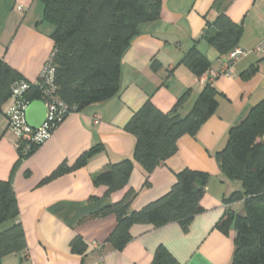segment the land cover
<instances>
[{"label":"crops","instance_id":"crops-1","mask_svg":"<svg viewBox=\"0 0 264 264\" xmlns=\"http://www.w3.org/2000/svg\"><path fill=\"white\" fill-rule=\"evenodd\" d=\"M20 5L24 11L18 9ZM220 14L243 26L238 46L245 54L229 70L228 58L203 38L207 20ZM43 17L40 0H0V57L31 82L37 81L53 51L54 25ZM263 39L264 0H162L160 17L139 23L123 54L118 93L70 113L46 142L19 163L16 137L8 127L7 101L0 111V179L12 181L19 214L0 225V231L20 222L27 257L10 254L2 264H156L160 246L180 264H230L236 231L232 226L224 232L217 224L229 209L244 212L243 201L229 205L224 201L241 190L242 183L227 178L215 153L225 146L229 129L264 98V53L255 50ZM194 46L210 61L208 72L218 74L212 81L218 91L216 113L195 137L182 136L178 152L151 173L135 161L128 185L106 195L107 187L95 186L94 176L111 163L133 158L136 137L126 126L145 102L150 99L169 111L190 89L179 113L185 116L193 108L207 82L180 61ZM251 66L257 67L256 72L245 77ZM94 146L99 149L77 168L51 177L62 165L74 166ZM185 167L209 174L201 199L203 211L187 229L178 222L161 227L136 224L132 240L123 248L107 241L117 218L114 213H98L103 207L134 189L137 195L131 208L140 210L166 194L176 173ZM77 236L85 244L83 252L72 249Z\"/></svg>","mask_w":264,"mask_h":264},{"label":"trees","instance_id":"trees-1","mask_svg":"<svg viewBox=\"0 0 264 264\" xmlns=\"http://www.w3.org/2000/svg\"><path fill=\"white\" fill-rule=\"evenodd\" d=\"M40 1L44 4V20L54 25L50 61L54 67L53 83L51 86L43 85L45 83L40 76L36 82H31L0 57V111L10 101L14 84L22 80L30 85L23 93L27 102L44 100V89L54 88L53 94L74 112L114 97L120 89L122 57L137 33L138 24L158 19L162 7V0ZM242 31V24L234 22L227 14H220L211 21L207 20L203 38L221 56L227 57L238 46ZM180 63L199 78L211 68L210 61L195 46ZM156 66L154 62L153 67ZM256 68L251 66L243 75H253ZM190 94L191 90L188 89L169 111H163L150 99L147 100L126 126L136 137L133 158L111 163L94 176L95 186H106V195L124 189L130 181L135 161L149 174L178 152L182 136L195 137L202 125L216 113L219 99L217 89L212 81H208L191 111L181 116L179 111ZM61 122L54 126L53 131ZM263 133L264 98L251 107L239 124L229 129L225 146L215 153L220 169L227 178L242 183V189L232 192L224 201L226 205L243 201L244 212L236 213L229 209L217 224L224 232H228L232 226L236 231L235 251L230 264H264ZM41 145L35 142L16 145V163L34 153ZM98 149L97 146L91 148L71 168L62 165L51 177L77 168ZM208 179L207 172L185 167L176 173V180L166 194L140 210H132L131 204L137 191L129 189L120 201L106 205L98 212L104 215L114 213L117 218V224L107 241L116 249L123 248L132 240L131 229L136 224L161 227L178 222L187 229L194 216L203 211L201 199ZM145 185H149V182L146 181ZM18 214V199L12 181L0 179V225ZM71 246L79 252L85 250L79 236L74 238ZM26 252V234L20 222L0 231V264L7 255L24 254L25 258ZM154 262L180 264L163 246L157 249Z\"/></svg>","mask_w":264,"mask_h":264},{"label":"built area","instance_id":"built-area-1","mask_svg":"<svg viewBox=\"0 0 264 264\" xmlns=\"http://www.w3.org/2000/svg\"><path fill=\"white\" fill-rule=\"evenodd\" d=\"M18 9L24 11L25 8L20 5ZM255 50L260 53H264V39L256 46ZM245 54V50L239 46L232 49L227 58L229 70L232 63L238 60L241 56ZM51 56L46 62L40 77L45 83L43 85L51 86L53 83L54 67L52 65ZM218 74L214 71L207 72L200 79L203 81H213ZM30 85L22 80L14 84L12 96L9 101V106L6 111L8 118V127L13 132L16 137V145L21 142H35L44 143L53 134V128L58 123L66 118L70 113L74 112L70 107L63 102L59 97H57L54 92V88L46 87L44 89L45 96L42 100L47 108V116L45 122L39 128H32L28 125L26 121V109L30 102H27L23 98V93L27 90ZM96 123L99 122L98 118L95 120Z\"/></svg>","mask_w":264,"mask_h":264},{"label":"water","instance_id":"water-1","mask_svg":"<svg viewBox=\"0 0 264 264\" xmlns=\"http://www.w3.org/2000/svg\"><path fill=\"white\" fill-rule=\"evenodd\" d=\"M47 108L42 100L32 101L26 109V121L32 128H39L46 119Z\"/></svg>","mask_w":264,"mask_h":264},{"label":"rangeland","instance_id":"rangeland-1","mask_svg":"<svg viewBox=\"0 0 264 264\" xmlns=\"http://www.w3.org/2000/svg\"><path fill=\"white\" fill-rule=\"evenodd\" d=\"M44 68V67H43Z\"/></svg>","mask_w":264,"mask_h":264}]
</instances>
